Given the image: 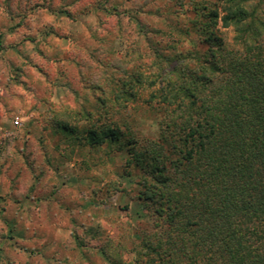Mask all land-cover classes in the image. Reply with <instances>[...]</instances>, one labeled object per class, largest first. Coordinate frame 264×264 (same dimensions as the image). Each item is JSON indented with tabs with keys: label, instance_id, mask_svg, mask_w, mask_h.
I'll return each instance as SVG.
<instances>
[{
	"label": "rangeland",
	"instance_id": "obj_1",
	"mask_svg": "<svg viewBox=\"0 0 264 264\" xmlns=\"http://www.w3.org/2000/svg\"><path fill=\"white\" fill-rule=\"evenodd\" d=\"M249 3L264 14V0ZM215 4L0 0V264L134 262L154 231L137 199L142 173L126 149L91 147L85 132L114 122L141 143L155 139L162 113L150 94L174 59L205 50L193 24ZM215 32L238 50L233 28L219 21Z\"/></svg>",
	"mask_w": 264,
	"mask_h": 264
},
{
	"label": "trees",
	"instance_id": "obj_2",
	"mask_svg": "<svg viewBox=\"0 0 264 264\" xmlns=\"http://www.w3.org/2000/svg\"><path fill=\"white\" fill-rule=\"evenodd\" d=\"M215 6L193 24L205 50L174 59L150 94L162 113L155 139L114 122L85 132L91 147L126 149L142 173L137 199L154 231L132 264H264V14L249 0ZM219 21L238 50L216 34ZM133 85L123 83V99ZM57 129L78 139L66 123Z\"/></svg>",
	"mask_w": 264,
	"mask_h": 264
},
{
	"label": "built area",
	"instance_id": "obj_3",
	"mask_svg": "<svg viewBox=\"0 0 264 264\" xmlns=\"http://www.w3.org/2000/svg\"><path fill=\"white\" fill-rule=\"evenodd\" d=\"M13 125L15 127H20L22 125V120L19 116H15L13 120Z\"/></svg>",
	"mask_w": 264,
	"mask_h": 264
}]
</instances>
